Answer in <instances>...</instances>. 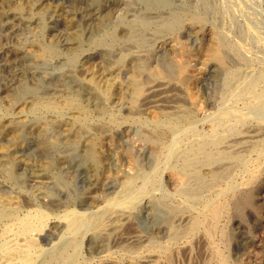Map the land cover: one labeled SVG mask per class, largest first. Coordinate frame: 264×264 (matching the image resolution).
<instances>
[{"label": "rangeland", "instance_id": "obj_1", "mask_svg": "<svg viewBox=\"0 0 264 264\" xmlns=\"http://www.w3.org/2000/svg\"><path fill=\"white\" fill-rule=\"evenodd\" d=\"M3 1L0 2V7L2 6L0 8V30L2 29L0 31V204L13 208L21 203L19 208H30L29 210L44 206V209L53 213L51 215L53 217L64 208V205H77L80 210L97 209L111 200L113 202L114 199L116 201L124 199L126 192L138 194L136 192L144 185L148 191L143 194L144 196L138 197L132 203L115 202L108 209V213L115 214L116 222L119 224L116 231L118 241L116 246L117 249L121 247L118 250L116 246L113 247L116 253L118 252L114 254V259L127 264L130 253L133 255V253L147 252L146 244L151 229H159L160 226L167 225L164 210L160 205L164 187L160 182L159 174H162L163 170L161 150L164 141L170 136L167 134L166 138L159 139L154 120L162 118L163 112L178 108L182 109L178 112L188 109L193 113V97L190 96L195 95L196 91L194 72L201 61H208L211 36L219 41L242 44L243 51L251 53L256 62L264 65V26L261 27L264 25V0H249L252 1L251 3L248 0L247 3L245 0H237L238 2L236 0ZM231 1L233 4H230ZM247 23H250V28ZM180 42L187 43L190 49L186 53L189 70L183 73L179 70L178 62L183 55V59L186 58V54L181 53ZM156 68L158 70L162 68L163 78L154 76L152 71ZM206 73L203 83L204 99L218 103L222 75L209 71ZM160 79H165L164 81L168 83L169 93H163L161 96V93L160 95L154 92L151 100L142 107L146 108L144 112L135 113L133 110L130 116L122 118L124 114L127 115L136 98L133 90L135 86L143 80H148L150 85L158 84L161 83ZM166 96L172 97L166 98ZM67 98L77 99V107L66 105ZM160 99L162 102L159 101ZM43 101H51L54 104L56 102V105L49 108H44L43 105V107L35 106L36 103L43 104ZM115 101L118 107L114 108L112 102ZM109 111H116L117 118L110 119ZM102 126L107 129H101ZM95 149L104 150V157L100 162L94 159ZM263 165L253 166V173L250 171L246 175L240 174L239 180L245 179L243 184L245 190L253 189V193L248 196L249 199L247 197L228 199V208L224 211L226 215L223 213L218 226L213 227L215 237L212 239L201 230L193 240L196 244L193 243L192 248L188 247L185 252H181L182 255L181 253L174 255L173 264H223L220 257L222 255L227 258L229 264H264ZM124 173L136 176V182L127 190L121 179ZM220 186H223L222 182L217 187ZM45 197L52 201L49 203ZM55 200L61 202L59 208L50 205ZM196 205V208L202 207L200 203ZM194 212L196 213V210ZM208 224L211 226L212 222ZM134 236L140 237L141 240H133ZM143 239L145 240L142 241ZM53 240L48 241H51L49 245ZM105 243L106 241L93 237L89 244L92 248L89 249L102 250ZM123 243L126 244L122 246ZM216 247L222 255L216 252ZM87 248L88 246L84 250L85 256H90ZM92 261L80 263L97 264ZM158 264L170 263L162 258Z\"/></svg>", "mask_w": 264, "mask_h": 264}, {"label": "bare ground", "instance_id": "obj_2", "mask_svg": "<svg viewBox=\"0 0 264 264\" xmlns=\"http://www.w3.org/2000/svg\"><path fill=\"white\" fill-rule=\"evenodd\" d=\"M246 1L247 0H245V2ZM249 2L251 3L252 1H249ZM250 3H248V4H250ZM230 4H233L232 1ZM255 5L256 4H254V6ZM35 6H36V4H35ZM242 6H241V8H242ZM209 7H211V6H209ZM0 8H2V6ZM235 8H236V6H235ZM248 14H250V13L248 12ZM0 15H1V13H0ZM173 15H175V14H173ZM12 22H13V20H12ZM244 22H246V21H244ZM247 24H248V27L250 28L251 27L250 23H247ZM262 26H264V25H261V27ZM13 28H14V26H13ZM55 28H57V27H55ZM259 29H261V28H259ZM216 32H217V30H216ZM51 33H52V31H51ZM59 33H60V31H59ZM211 37H212L211 38L212 43L208 47V50H209V57L207 59L208 61L207 62L201 61V63H199V64L196 62L198 64L196 66L195 72H194V79L196 82V87H195L196 91H195V95L190 96V97H193V105H194L193 113H192V111L190 112V110H188V109H183L182 112H178V111L182 110L181 108H178L176 110L173 109L172 111H165V112L162 111L163 117L160 119L154 120V122H155L154 127L157 130L156 135L158 136V138L159 139H160V137L166 138L167 134H169V136H170L169 139H166V141H164L165 143H164L163 148L161 150V154H162L161 160L163 161V167L162 166H160V167H162L163 170H162V174H159V175H161V178H160L161 181L160 182L162 183V186L164 187V192H163L162 197H161L160 205L162 206V208L164 210V214H165L164 216H166L165 220H166L167 225L165 227L160 226L159 229H151V232L148 235L149 236L148 237V243L146 244L147 245V247H146L147 252L146 253H136V254L133 253V255L130 253L129 261H128V263L126 262L127 264H142V263L158 264V262L162 258L166 259L170 264H173L172 261H173L174 255L177 256L181 252H185L188 247L192 248L193 243H195V241H193V240L196 238L197 233L201 232V230H203L205 232L204 234H206L207 236H209L210 238L213 239L215 237V235H214L215 232H214L213 227L215 228L218 226V221L220 220L224 211L227 210L228 201H229L228 199L229 198L234 199V198H239V197L245 199L246 197L248 198V196L252 195V193H253V189L245 190V188H244L245 186L243 185L245 179L239 180L240 174L242 175V173H243L244 175H246V173L250 172V171L253 173V166H256V165L259 166V165L264 164V163L261 164V161L264 159V65L262 63L256 62V60L253 58V56L250 55L251 53L249 54V53L243 51L241 49L242 44L238 45L237 44L238 42L237 43H231L229 41H219L216 38H214L213 36H211ZM258 42H260V41H258ZM180 45H181L180 46L181 53L186 54L189 52L190 49H189L187 43L180 42ZM183 57H184V55H183ZM183 57H182V59L179 58V62H178L179 70L181 73L185 72L186 70H189V69H187V66H188V62L186 60L188 58L187 54L185 56L186 58L183 59ZM1 59H3V58H1ZM92 61H94V60H92ZM159 69H160V67H159ZM161 70H162V68H161ZM161 70H158L156 68V70L152 71V72H153L155 77L163 78V73ZM206 71L222 75L221 85H220L221 86V95H220V99H219L220 101H218V103H215V101L211 100V99H208V100L204 99L203 83H204L205 76L207 74ZM92 72H94V70ZM139 73H141V72L139 71ZM110 74H111V72L109 73V75ZM171 75H172V73L170 74V76ZM18 77H19V74H18ZM103 78H105V77H103ZM186 78L189 79V77L187 75H186ZM160 80H161V83L151 84V85L149 84L148 80L147 81L146 80L140 81L137 84V86H135V88L133 89L134 95L136 97L133 100V105L128 110L127 115L124 114L122 116V118L123 117L126 118L127 116H130L133 113V110L135 111V113L144 112L143 110L145 107L144 108H142V107L145 106V104H147L151 100V96L154 92H156V93L158 92L157 94L161 93L162 94V95L160 94L161 96H163V93L168 92L169 91V89L167 88L168 83L164 81L165 79L164 80L160 79ZM149 81H151L150 78H149ZM157 82H159V81H157ZM172 83H174V81ZM170 85H172V84H170ZM168 87H170V86H168ZM179 87H181V86H179ZM177 90H179V89L177 88ZM193 90H194V88H193ZM168 93H166V94H168ZM157 94H156V96H157ZM176 94H179V93H176ZM113 95H115V94H113ZM171 97L166 96V98H171ZM161 99L159 101H161ZM174 99L176 100L177 98H174ZM39 100L41 101V99H39ZM76 100H75V98H67L65 100V104L68 106H71V107H77L76 106L77 105ZM152 100H154V99H152ZM180 101H181V97H180ZM116 102L117 101L112 102V105L114 108L118 105ZM154 102H155V100H154ZM172 102H171V104H172ZM188 104H190V103H188ZM42 105L44 106V108L45 107L49 108V107L55 106L56 102L54 104L51 101L50 102L46 101L43 104L42 103H36L35 104V106H42ZM167 105L168 104H166V106ZM78 107H80V106H78ZM147 107H149V106H147ZM37 108H39V107H37ZM80 108H82V107H80ZM122 108H123V106H122ZM51 109H53V108H51ZM106 109H107V107H106ZM140 110H142V111H140ZM117 111H118V109H117ZM105 112H107V110H105ZM108 114L110 115V119H112V120L116 119L118 116V115H116V111H109ZM2 121H4V120H2ZM102 124H104V123H102ZM104 126H106V125H104ZM104 126H102L101 129H103ZM94 127L95 128L97 127L96 124L94 125ZM94 127H92V128L95 129ZM104 129H107V128H104ZM5 130H6V128H5ZM153 130L155 131V129H153ZM92 131H94V130H92ZM97 131H98V129H97ZM98 132H100V131H98ZM110 133H112V132H110ZM102 134H103V132H102ZM5 142H7V140ZM13 142H14V140H13ZM99 143H101V142H99ZM115 143H116V141H115ZM108 144H106V145H108ZM3 148H4V146H3ZM93 148H94V145H93ZM98 148H99V146H98ZM111 151L112 150H110V152ZM13 153L15 154V152H13ZM0 154H1V152H0ZM17 154H19V153L17 152ZM115 154H117V153L115 152ZM93 156H94V159L96 162L102 161V159L104 157V150L103 149H99V150L95 149ZM112 158H113V156H112ZM109 163L110 162H108V164ZM159 165H158V167H159ZM107 167H108V165H107ZM156 167H154V168H156ZM113 168H114V166H113ZM131 173H126V174L124 173L125 175L123 176V178H121V179H123V185H124V188L126 190H127V188H130V186H132L133 183L136 182L135 181L136 176L134 174H131ZM120 175H122V174L120 173ZM259 175H261V174H259ZM115 179H117V178H115ZM257 180H258V178H257ZM41 182H43V181H41ZM221 182H222L223 186H220L218 188L217 186H219ZM147 185H149V184H147ZM143 186H140V190L138 192H136L138 194L126 192L127 195L124 199L119 200V201H116L114 199L113 202H111L112 201L111 200L110 202L106 203L105 205H103L102 207H99L97 209L80 210L78 207H76L77 205L76 206L64 205L63 209H61L59 212L54 214L55 215V216H53L54 218L51 217V215L53 213L44 209V206L43 207L39 206L35 210H29L30 208L29 209L19 208L20 207L19 205L21 203H19L18 206L13 207V208H10L11 206L10 207L8 206L10 209L5 207L4 205L0 204V264H79L81 261L88 263L91 260H93L94 262H97V264H122V263H120V261H116L115 260L116 258L114 259V254L116 253V250H115V248H113L116 246V244L118 242L116 231L119 228V226H118L119 224H117V222H116L115 214L108 213V209H110V207H112L115 204V202L120 203V204L135 202L134 201L135 199H137L140 196H144L143 194L148 192L146 187L145 186L143 187ZM125 189H124V192L126 191ZM142 189H144V190H142ZM58 194L56 196H58ZM53 195H51V196H53ZM146 195H148V194H146ZM23 196L26 197L25 195H23ZM46 197H45V200H47ZM16 199H18V198H16ZM262 199H263V197H262ZM47 201H49V200H47ZM50 201H52V200H50ZM50 201H49V203H50ZM27 202H28V200H27ZM42 202H43V200H42ZM100 203H99V205H100ZM199 203L202 204V207L196 208L197 207L196 204H199ZM232 203H233V201H232ZM43 205H44V202H43ZM50 205H54V206L59 208V206L61 205V202L55 200V201L51 202ZM236 205H237V203H236ZM6 206H7V204H6ZM82 206H84V205H82ZM45 207H47V206H45ZM92 208H93V206H92ZM127 210H130V209H127ZM127 210H125V211L127 212ZM195 210H196V213L194 212ZM147 211H149V210H147ZM114 212L116 213V211H114ZM249 215H251V214H249ZM119 219L121 220V217ZM209 222H212L211 226H210V224H208ZM223 225H224V223H223ZM152 226H153V224H152ZM141 228H143V227H141ZM125 229H127V227H125ZM133 229H134V227H133ZM129 231H131V230H129ZM129 231H127V232H129ZM215 231H218V230H215ZM236 231H238V230H236ZM132 232H133V230H132ZM119 233H120V231H119ZM147 233H149V232L147 231ZM199 235H201V234L199 233ZM13 236H14V239H12ZM224 236H226V235H224ZM93 237L97 238V239H101L102 241H106L105 247H103L102 250L93 249L95 251H91L89 249L91 247V246H89L90 240ZM121 238H123V237H121ZM225 238H227V237H225ZM50 239H54L51 245H49L51 243V241L48 242ZM139 239H140V237H138V236H134V238H133V240H137V241ZM144 240L145 239H143L142 241H144ZM203 240H205V239H203ZM235 240H237V239H235ZM119 241L121 242V240H119ZM122 241H124V240H122ZM196 242H198V241H196ZM130 243H131V241H130ZM124 244H126V243H123L122 246ZM251 244H253V243H251ZM46 245H49V246L46 247ZM86 246H88V248L86 250L88 251L90 256H87V255L85 256L84 250H85ZM257 248H258V246H257ZM116 249H117V246H116ZM195 250H196V248H195ZM242 250L243 249H241V251ZM198 252H200V251H198ZM216 252L219 255H222L219 248H217ZM222 252H224V249ZM262 253H264V252H262ZM227 254L229 255V253H227ZM126 255H128V253ZM181 255H182V253H181ZM193 255H194V253H193ZM220 257L223 261V264H229L226 257H224L223 255ZM228 257H230V255ZM182 258H184V257H182ZM187 258H188V256H187ZM201 258H203V257L201 256ZM201 258H200V260H201ZM180 259L181 258L179 257V260ZM261 263H262V261H261ZM210 264H212V263H210Z\"/></svg>", "mask_w": 264, "mask_h": 264}]
</instances>
